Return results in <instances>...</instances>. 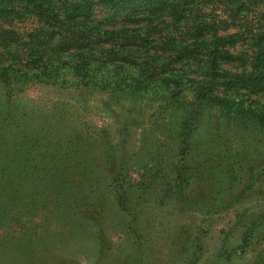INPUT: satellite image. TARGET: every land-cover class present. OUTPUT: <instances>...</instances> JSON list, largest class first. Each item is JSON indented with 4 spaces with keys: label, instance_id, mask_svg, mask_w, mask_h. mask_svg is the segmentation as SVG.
I'll return each mask as SVG.
<instances>
[{
    "label": "trees",
    "instance_id": "obj_1",
    "mask_svg": "<svg viewBox=\"0 0 264 264\" xmlns=\"http://www.w3.org/2000/svg\"><path fill=\"white\" fill-rule=\"evenodd\" d=\"M23 17L35 19L36 28L28 33L12 28L14 19ZM35 85L107 94L122 108L125 101L156 105L152 127L174 141L172 164L166 165L155 145L148 154L153 173L140 182L141 194L158 189L157 178L168 167L161 175L163 202L177 200L202 215H218L252 200L254 207L236 215L237 225L243 222L244 227L238 247L250 248L264 226V151L259 148L250 158L233 154L226 143L217 144L222 138L214 130L237 126L264 132V0H0V90L6 94L0 103L4 217L23 200L34 202L28 181L38 176L45 159H62L77 170L86 167L90 144L83 134L63 136V125L51 128L36 122L30 116L36 110L12 100ZM134 111L143 113L141 106L126 110L133 117L119 130L121 150L110 137H100L105 171L117 206L127 215L129 232H134L136 217L126 187V144L130 127L143 123ZM59 183L65 188L81 182L65 178ZM77 206L69 214L83 221L85 213ZM193 247L187 264L200 261V238ZM226 249L222 246L217 260H231ZM255 260L264 264V246Z\"/></svg>",
    "mask_w": 264,
    "mask_h": 264
},
{
    "label": "rangeland",
    "instance_id": "obj_2",
    "mask_svg": "<svg viewBox=\"0 0 264 264\" xmlns=\"http://www.w3.org/2000/svg\"><path fill=\"white\" fill-rule=\"evenodd\" d=\"M36 26L35 19L30 17L16 18L12 24L19 33H28ZM4 96L1 89L0 103H4ZM12 100L27 110H36L30 115L36 122L44 121L51 128L63 125V136L73 131L83 134L90 148L85 154V170H77L73 163L60 158L61 161L45 159L38 176L28 181L27 191L34 202L23 200L11 214L0 215V264H187L196 250L193 247L196 238L201 239L203 249L197 264H255L264 246V226L255 233L259 239L255 238L249 249H240L244 227L243 222L237 225L236 216L254 207L252 200L234 204L226 214L218 215H202L194 206L183 205L177 200L163 202L165 184L161 175L170 171L168 167L157 178L158 189L154 187L151 193L141 194L140 182L146 183L153 173L154 163L148 154L155 145L160 146L166 165L172 164L169 162L174 141L152 127L156 124L151 117L156 105L125 101L122 108L114 105L107 94L39 85L28 87ZM140 106L143 113L134 111L133 115L143 123L130 127L126 144L130 157L126 187L136 217L134 232H129L127 215L119 210L105 171L100 137H110L112 145L121 150L119 130L127 118L133 117L126 110ZM214 132L216 137L222 138L216 140L217 144L226 143L233 154L250 158L258 155L259 148L264 151L262 131H243L232 126ZM81 171L85 175H79ZM65 178L74 184L81 183L64 188L59 182ZM20 188L21 185H17L16 189L22 194ZM6 203V199H2V205ZM75 204L81 214L85 213V220L69 214ZM72 208L74 211L75 207ZM86 208H89L88 216ZM95 211L96 218L92 215ZM132 222L134 219L130 220V225H134ZM224 245L228 250L226 256L232 258L219 261L217 255Z\"/></svg>",
    "mask_w": 264,
    "mask_h": 264
}]
</instances>
